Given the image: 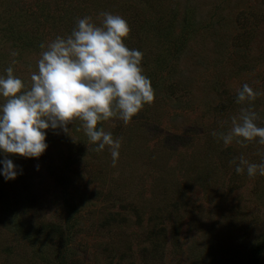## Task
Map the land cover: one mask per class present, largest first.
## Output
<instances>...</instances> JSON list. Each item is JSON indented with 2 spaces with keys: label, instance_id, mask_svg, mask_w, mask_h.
I'll return each instance as SVG.
<instances>
[{
  "label": "rangeland",
  "instance_id": "374dc122",
  "mask_svg": "<svg viewBox=\"0 0 264 264\" xmlns=\"http://www.w3.org/2000/svg\"><path fill=\"white\" fill-rule=\"evenodd\" d=\"M103 12L127 21L154 101L102 122L115 166L79 121L46 130L39 158L8 154L22 174L0 176V264H264V176L235 172L264 145L212 135L242 108L264 127V0H0V76L30 87L39 45ZM245 83L260 95L237 103Z\"/></svg>",
  "mask_w": 264,
  "mask_h": 264
},
{
  "label": "clouds",
  "instance_id": "9594fccd",
  "mask_svg": "<svg viewBox=\"0 0 264 264\" xmlns=\"http://www.w3.org/2000/svg\"><path fill=\"white\" fill-rule=\"evenodd\" d=\"M100 15V25L90 22V17L79 18L67 37L57 36L39 45L42 51L30 87L11 67L0 76V155L4 156L0 176L5 181L22 174L8 154L39 158L48 147L46 130L68 133L72 121L82 122L95 151L108 147L115 166L121 140L113 139L102 122L117 118L127 125L145 104L154 101L151 81L141 67L142 53L125 44L130 32L127 21L110 12ZM258 95L245 83L236 90V102L250 103ZM257 119L256 112L242 108L238 117H232L227 133L212 135H219L225 145L237 137L264 145V127L257 126ZM238 161L237 174L246 170L250 177L264 176V160L250 163L241 155Z\"/></svg>",
  "mask_w": 264,
  "mask_h": 264
}]
</instances>
